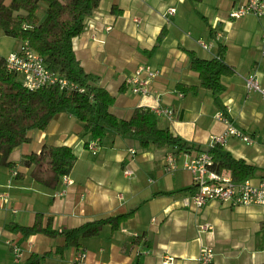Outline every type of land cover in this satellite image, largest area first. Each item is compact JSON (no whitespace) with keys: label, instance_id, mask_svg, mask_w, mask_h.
<instances>
[{"label":"crops","instance_id":"0c3cea01","mask_svg":"<svg viewBox=\"0 0 264 264\" xmlns=\"http://www.w3.org/2000/svg\"><path fill=\"white\" fill-rule=\"evenodd\" d=\"M246 1L100 0L72 44L84 70L100 75L101 84L114 96L109 109L116 116L128 118L135 107H150L159 126L202 146L225 128L218 113L252 134L254 144L231 137L222 149L255 165L249 179L258 183L264 177V102L259 92L247 90L244 76L256 72L264 84V16L229 15ZM168 7L175 12L166 18L163 13ZM163 27L166 35L151 50ZM220 46L221 59L233 73L220 77L223 88L216 98L205 87L180 90L177 83L199 84L186 49L210 59L218 56ZM144 63L159 73L150 81L149 93L142 95L130 91L124 80ZM161 108H172L174 115L158 112ZM28 134L30 142L9 155L13 165L0 163V264H24L31 252L54 250L64 241L61 235L25 237L11 231L9 222L31 225L41 213L43 224L64 229L136 205L134 215L118 229L105 225L98 235L82 238L78 248L67 246L61 256L51 254L39 264H199L201 245L213 248L208 264H264V204L211 200L196 208L184 203L192 191L177 190L192 185L191 174L182 167L166 171L165 156L174 153L181 164L184 152L196 151L143 149L137 138L105 127L93 152L86 142L94 138L83 132L73 110L55 114L43 129L32 128ZM44 143L67 145L76 156L71 171L54 188L36 182L30 167L19 162L24 153L39 152ZM156 191L173 192L152 195ZM135 235L143 237L134 239ZM46 237L56 243L49 245ZM11 243L22 250L18 261ZM80 250L86 256L79 262L75 256ZM166 257H172L171 263L163 261Z\"/></svg>","mask_w":264,"mask_h":264},{"label":"trees","instance_id":"16d2710c","mask_svg":"<svg viewBox=\"0 0 264 264\" xmlns=\"http://www.w3.org/2000/svg\"><path fill=\"white\" fill-rule=\"evenodd\" d=\"M100 0H0V31L4 35L18 40H26L30 46L44 59L46 66L53 72L65 76L77 84L76 89H60L57 84H49L36 89L23 86L19 77L6 69L4 56L0 54V163L13 165L9 155L11 151L30 142L28 131L32 128L43 129L55 114L73 110L82 121L85 134L100 141L105 127L117 130L124 135L138 139L141 148L152 147L175 148L181 150L208 152L212 159V167L219 172H229L236 182L251 177L255 173V165L245 159L234 157L222 149L223 145H196L175 135L167 127L158 125L156 112L150 107H135L128 118H120L110 111L114 96L101 84L98 74L87 72L76 56L72 39L81 33L87 16L93 13ZM192 3L201 0H189ZM44 4V14L39 10ZM210 33H212L209 27ZM166 35L163 27L156 38L160 44ZM221 46L217 57L200 58L186 49L190 56V67L198 73V85L177 83L180 90L196 91L205 87L212 91L214 98L223 88L220 81L222 75H230L233 68L221 59ZM82 89V90H80ZM87 143V142H86ZM76 156L67 145L44 143L39 152L24 153L19 162L30 167L32 178L46 187H56L63 175H67L75 162ZM18 172L15 171V174ZM194 185L183 187L177 191H192ZM173 191H156L169 194ZM139 205L129 210L105 217L84 221L76 226L64 229L53 228L49 222L43 224L41 213H37L31 225L7 223L14 232L27 237L41 233L48 236H63V243L48 249L41 254L31 252L24 264H39L51 254L62 255L67 246H80L84 237L98 235L105 225L116 230L120 224L132 217ZM143 237L135 235L134 239ZM140 264V263H135Z\"/></svg>","mask_w":264,"mask_h":264},{"label":"built area","instance_id":"2783aa9c","mask_svg":"<svg viewBox=\"0 0 264 264\" xmlns=\"http://www.w3.org/2000/svg\"><path fill=\"white\" fill-rule=\"evenodd\" d=\"M175 12L174 7H168L164 11V15ZM255 14L264 16V0H247L245 3L232 8L229 11L231 17H240L245 14ZM135 23H139V19L135 18ZM111 26H107L109 29ZM2 33L0 31V37ZM201 44L207 47L205 43ZM6 69L13 72L19 77L23 86L28 89H36L49 84H57L60 89L72 90L77 88V84L65 76L51 71L45 64L43 57L35 51L26 40H20L18 46L11 49L4 56ZM159 73V70L151 64H139L135 70L125 77V84L128 85L133 93L148 94L150 81ZM247 90H253L260 93L264 102V84H262L256 72L249 73L244 76ZM82 90V89H80ZM230 110V107H227ZM158 112H163L168 116L174 115L172 108H161ZM218 118L223 119L225 128L218 134H213L210 138L209 146L213 144L224 145L231 137L237 138L247 145L256 142L255 137L235 126L227 117L221 113L217 114ZM87 147L91 151L97 148V140L90 139L87 141ZM134 152L133 149H130ZM184 157L179 164L174 153H169L165 157L164 168L168 172H172L179 167L188 170L191 174L192 192L184 198V203L196 208L206 204L208 201L217 200L229 204H264V177L258 183H252L249 178L236 182L232 179L229 172L216 171L213 165V159L208 152H184ZM130 174V170H125ZM15 173V171H14ZM66 175L62 177L65 178ZM2 194L0 193V197ZM205 227V225H202ZM10 248L15 260H19L22 255L21 248L16 243H11ZM86 256L85 251H78L75 256L76 261H81ZM213 256V248L211 245H201L199 248L197 260L199 264H208ZM172 257H166L163 261L171 263Z\"/></svg>","mask_w":264,"mask_h":264},{"label":"rangeland","instance_id":"374dc122","mask_svg":"<svg viewBox=\"0 0 264 264\" xmlns=\"http://www.w3.org/2000/svg\"><path fill=\"white\" fill-rule=\"evenodd\" d=\"M19 41L20 40L14 38V37H10L8 35L2 34L1 37H0V54H2L3 56L7 55L8 52L12 48H15L16 45L18 46ZM129 90L131 91L130 87H129ZM46 238H48V240L51 243V244L49 243V245H54L56 243L55 241H53L49 237H46Z\"/></svg>","mask_w":264,"mask_h":264}]
</instances>
